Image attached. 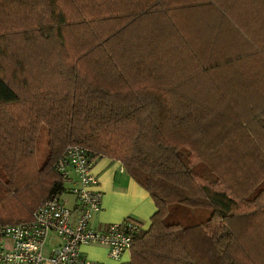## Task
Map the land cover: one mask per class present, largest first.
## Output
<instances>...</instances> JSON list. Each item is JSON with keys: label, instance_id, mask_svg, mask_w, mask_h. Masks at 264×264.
<instances>
[{"label": "trees", "instance_id": "trees-1", "mask_svg": "<svg viewBox=\"0 0 264 264\" xmlns=\"http://www.w3.org/2000/svg\"><path fill=\"white\" fill-rule=\"evenodd\" d=\"M69 144L154 203L124 264H264L236 185L264 182V0H0V224L64 190Z\"/></svg>", "mask_w": 264, "mask_h": 264}, {"label": "built area", "instance_id": "built-area-1", "mask_svg": "<svg viewBox=\"0 0 264 264\" xmlns=\"http://www.w3.org/2000/svg\"><path fill=\"white\" fill-rule=\"evenodd\" d=\"M92 163L88 149L77 144L64 147L53 163L64 190L41 202L28 220L0 224V264H100L81 255L83 245L103 246L112 259L129 252L132 237L141 228L136 220L124 217L102 229L90 226L101 199ZM64 192L68 194L63 197ZM68 195L75 200L73 208ZM50 233L58 243L44 257L41 250Z\"/></svg>", "mask_w": 264, "mask_h": 264}, {"label": "crops", "instance_id": "crops-1", "mask_svg": "<svg viewBox=\"0 0 264 264\" xmlns=\"http://www.w3.org/2000/svg\"><path fill=\"white\" fill-rule=\"evenodd\" d=\"M121 168L119 161L106 157H97L92 163L91 172L96 176L97 189L101 192L100 210L90 220L92 228L101 229L124 217L140 221L142 229H146L149 224V218L155 211L154 203L149 194ZM68 196V206L73 207L75 200L71 195ZM57 243L55 235L50 233L42 246V255L46 257ZM79 251L85 259L100 264H124L129 261V252L112 259L106 255L105 247L100 245H83Z\"/></svg>", "mask_w": 264, "mask_h": 264}, {"label": "rangeland", "instance_id": "rangeland-1", "mask_svg": "<svg viewBox=\"0 0 264 264\" xmlns=\"http://www.w3.org/2000/svg\"><path fill=\"white\" fill-rule=\"evenodd\" d=\"M45 138V128H44V125H41L38 129V133H37V147H36V159L38 161V163L40 164L44 158H45V153L44 155L42 154L43 153V139ZM225 169V168H224ZM236 170V169H235ZM237 172V171H236ZM234 175L235 173L233 174H230V172L228 171L227 172V177L229 180H234ZM259 176L261 175H258V174H255V173H252L250 171H248L244 176L240 177L239 179H237L236 181V185L240 188H244V186H247L246 184L248 182H250L252 184V188H251V194L248 195L247 197H264V191H261L262 189H264V182L260 183L259 185H257V181L258 179L260 178ZM65 194H68L66 192L63 193V197ZM68 199V197H66ZM264 208V204H263V207ZM261 210L260 211H257V215H256V223L254 225H257V224H261L263 223L264 221V212L261 213ZM191 217V215H190ZM137 222L140 223L141 225V222L137 220Z\"/></svg>", "mask_w": 264, "mask_h": 264}]
</instances>
